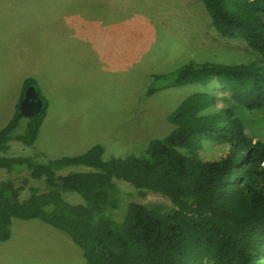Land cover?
Instances as JSON below:
<instances>
[{
  "label": "trees",
  "instance_id": "obj_1",
  "mask_svg": "<svg viewBox=\"0 0 264 264\" xmlns=\"http://www.w3.org/2000/svg\"><path fill=\"white\" fill-rule=\"evenodd\" d=\"M201 1L215 31L244 41L263 64L188 62L159 75L197 90L168 115L164 137L107 157L98 143L60 158L38 148L48 101L25 79L20 100L33 85L42 107L32 117L17 108L0 128V168L13 174L0 179V241L10 238L13 218L39 219L65 232L86 264H264V138L244 119L264 109V0ZM212 85L232 104L215 107ZM204 140L220 145L217 158L200 157ZM13 141L33 154L10 155ZM123 183L170 204L132 201ZM68 191L83 202L69 201Z\"/></svg>",
  "mask_w": 264,
  "mask_h": 264
},
{
  "label": "rangeland",
  "instance_id": "obj_2",
  "mask_svg": "<svg viewBox=\"0 0 264 264\" xmlns=\"http://www.w3.org/2000/svg\"><path fill=\"white\" fill-rule=\"evenodd\" d=\"M64 26L78 30L87 43H101L102 57L94 60L70 53L60 59L52 53L54 49L45 55L46 64L61 60L69 64L70 73L79 76L72 79L64 70L50 77L59 94L55 89L50 97L52 111L36 145H47V152L41 149L52 158L81 154L97 143L104 147L105 157L122 156L136 144L144 146L152 138L164 137L173 127L168 115L197 90V85L171 86L159 77L161 74L188 62L263 64L244 41L222 37L215 31L201 0H0V74L6 71L7 61L21 54L22 47L31 41L60 47L54 32ZM72 36L68 34L71 40ZM57 65L41 64L32 79L44 83L46 75H41L39 69L43 72ZM207 91L216 95L215 107L232 104L223 87L212 85ZM12 93L7 90L4 94L2 90L0 106L12 101L14 114L20 101L14 104L16 96ZM244 119L248 132L264 138V109L254 110ZM26 124L23 117L16 133L23 132ZM31 149L13 141L9 154L32 155ZM221 152L220 145L209 140H204L198 150L205 160L215 159ZM12 175L0 168V179ZM123 187L132 201L170 204L159 194L147 192L140 196L128 183ZM64 196L69 201L83 202L76 192L68 191ZM0 264L86 263L65 232L39 219L13 218L10 238L0 241Z\"/></svg>",
  "mask_w": 264,
  "mask_h": 264
},
{
  "label": "crops",
  "instance_id": "obj_3",
  "mask_svg": "<svg viewBox=\"0 0 264 264\" xmlns=\"http://www.w3.org/2000/svg\"><path fill=\"white\" fill-rule=\"evenodd\" d=\"M46 29V28H44ZM77 30V29H76ZM78 31V30H77ZM74 31L72 29H70L68 26H64L62 28H58L55 30V37L59 40V44L60 47H54L55 45L52 44L51 47H45L43 45V42L41 43V45H39V43L37 42V39L35 41V43L32 44V41L25 47H22L23 52L21 54H16L14 58H11L10 60L7 61V64L5 65V75L9 76V79H7L4 74H0V93L3 90V93L6 94L7 90L13 92L12 94H14L16 96L15 100H13L16 104L19 102L20 100V96H21V91H22V87H23V82L25 79L30 78L31 76H35L37 74H35V69H37L38 66H40L41 64H45V66H48L50 64H56L58 63L57 66H52V67H46L43 72L42 70L39 69L40 74L43 75L45 74L46 76V81L44 80V83H42L41 81L35 79L36 83H37V87L39 88V91L41 92V94L47 99L48 101V106H47V112L44 118V122L46 121L47 118H49V114L52 111V108L50 106L51 103V96H53V93L56 89L57 93L59 94V90L57 88V85L54 84L55 82H53L54 80H52L50 77L51 76H59L60 74H62V72L65 70L68 74L69 77H79L76 76L75 73H70L69 72V64L65 65L61 60H59L58 62H52V63H45L44 62V58L46 53L52 49H54L52 51L53 54H55L56 56L61 57L60 59H64L67 57V55H70V53L72 54H77L79 57H83L85 58L86 56H88L91 59L94 60H100V58L102 57V53L100 48L102 47L101 43H87L85 40H82L80 38V33ZM72 33V40L71 38H68V34ZM53 34V33H52ZM77 37V39H76ZM32 39V38H31ZM49 44V43H48ZM73 44V46H71ZM78 45L77 47H75V45ZM33 45V47H32ZM70 47H74L73 49H70ZM40 64V65H39ZM61 64V65H60ZM74 68H78L77 66H75L73 64ZM3 70V68H1L0 72ZM47 72H49L48 74H46ZM32 78V77H31ZM39 79V78H38ZM56 79V78H55ZM74 79V78H72ZM72 80L69 81L68 84H66V86L68 87L70 82ZM17 101V102H16ZM12 105V101L8 106H0V128H2L3 126H1L2 123H4L6 121V119H10L13 112H12V107H10ZM1 119H3V121L1 122ZM43 122V124H44ZM43 124L41 126L39 135L37 137L36 143L40 144V138L42 136V129H43ZM44 142H46L45 139H43ZM41 148H43L46 152H47V145L46 148L42 147L40 145ZM42 149V150H43Z\"/></svg>",
  "mask_w": 264,
  "mask_h": 264
},
{
  "label": "water",
  "instance_id": "obj_4",
  "mask_svg": "<svg viewBox=\"0 0 264 264\" xmlns=\"http://www.w3.org/2000/svg\"><path fill=\"white\" fill-rule=\"evenodd\" d=\"M41 107L42 100L39 97L35 86H28L19 103V114L24 117H32L40 111Z\"/></svg>",
  "mask_w": 264,
  "mask_h": 264
}]
</instances>
